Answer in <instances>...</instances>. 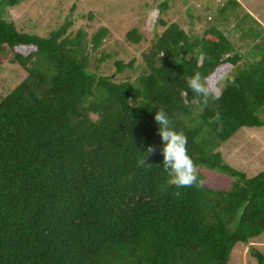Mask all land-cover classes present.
Returning a JSON list of instances; mask_svg holds the SVG:
<instances>
[{
	"label": "trees",
	"instance_id": "16d2710c",
	"mask_svg": "<svg viewBox=\"0 0 264 264\" xmlns=\"http://www.w3.org/2000/svg\"><path fill=\"white\" fill-rule=\"evenodd\" d=\"M20 1L0 0V63L27 71L0 92V264H228L237 243L264 233V170L248 176L219 150L239 129L264 125V53L246 62L223 29L245 19L238 0L200 4L208 15L197 31L199 8L185 10L189 31L159 16L164 29L142 52L136 80L137 56L97 71L116 54L92 59L108 28L90 40L84 30L68 34L71 20L48 36L21 31L5 16ZM237 25L264 49L262 29ZM126 38L148 37L135 26ZM196 73L220 96L203 111L185 79ZM159 109L186 135L197 169L234 178L228 188L209 185L199 169V187L168 183ZM217 111L221 123L210 124ZM150 145L157 150L146 155Z\"/></svg>",
	"mask_w": 264,
	"mask_h": 264
},
{
	"label": "rangeland",
	"instance_id": "374dc122",
	"mask_svg": "<svg viewBox=\"0 0 264 264\" xmlns=\"http://www.w3.org/2000/svg\"><path fill=\"white\" fill-rule=\"evenodd\" d=\"M188 1L186 3L187 0H169L165 13H161L159 3L162 0H21L15 6L6 8L5 16L14 21L19 30L43 36L60 29L67 20L72 21L68 29L71 37L78 36L80 30H84L88 33L87 39L90 40L92 33L101 27H106L109 32L99 50L92 53V59L100 57L103 50L116 51V54L107 63H101L97 71L108 74L115 69V58H123L129 62L132 57L137 56V70L131 71L132 77H128L130 80H136L140 73L142 52L151 44L155 30L161 32L164 29L159 16L168 21L181 23L189 31V18L185 10H188L189 6L193 7L192 9L199 8L198 13L202 14V18L194 20V28L197 31L204 24L203 11L205 16L208 15L206 9L199 5L210 3L211 6H217L226 2V0ZM238 1L241 3L238 10L240 16H246L240 22L262 29L264 35V0ZM240 22L230 18L223 29L231 38L234 49L244 55L246 62L259 59L264 49L258 48L255 42L260 39L253 41L249 35H242V30L237 25ZM135 26L148 37L140 45L133 42L130 44L131 42L126 38L128 31ZM26 75V69L17 62L0 63V92L6 95L22 82ZM125 75L126 72L123 77ZM261 116L264 118V112ZM219 150L226 162L233 167L245 171L248 176L258 174L264 170V125L239 129L232 138L222 144ZM198 169L207 174V182L211 186L228 188L234 181V178L227 173L208 169L205 166H199ZM259 252L264 258V233L248 244L237 243L228 264H260V258L257 256Z\"/></svg>",
	"mask_w": 264,
	"mask_h": 264
},
{
	"label": "clouds",
	"instance_id": "9594fccd",
	"mask_svg": "<svg viewBox=\"0 0 264 264\" xmlns=\"http://www.w3.org/2000/svg\"><path fill=\"white\" fill-rule=\"evenodd\" d=\"M185 79L187 88L194 94L193 103L198 105L201 111L208 106L210 101L220 98L219 94L209 86L208 78L200 73L193 74ZM229 83H235L234 78ZM183 95H186V93ZM185 103L188 102L185 101ZM154 120L158 125V135L161 137L163 145L160 148V153L163 157L164 170L170 177L168 183L174 185L176 189L199 187L198 169L188 154L187 137L184 132L177 131L171 126L167 113L162 109L156 111ZM209 123L218 125L221 123V115L218 111L209 119ZM156 150L154 145H150L146 150V155L154 154ZM139 163L144 165L146 163L145 157ZM174 195L180 196L181 193L176 191Z\"/></svg>",
	"mask_w": 264,
	"mask_h": 264
}]
</instances>
